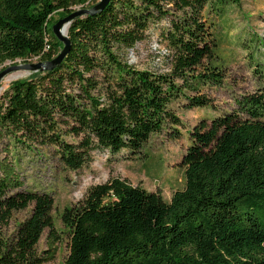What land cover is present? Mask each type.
I'll return each mask as SVG.
<instances>
[{
	"label": "trees",
	"instance_id": "1",
	"mask_svg": "<svg viewBox=\"0 0 264 264\" xmlns=\"http://www.w3.org/2000/svg\"><path fill=\"white\" fill-rule=\"evenodd\" d=\"M95 3L0 0V70L51 60L62 48L51 33L52 16ZM240 5L110 0L99 14L70 23V50L57 68L9 84L0 96V264H43L35 248L43 231L54 229L52 196L24 189L26 157L49 150L77 171L96 150L133 154L164 129L176 138L174 102L184 110L213 104L209 90L224 79L218 43ZM152 27L166 50L161 71L125 60ZM240 45L264 80V38L250 35ZM189 140L181 157L184 187L168 202L112 178L66 208L69 242L61 264H264V93L198 121ZM30 205L29 217L12 228L13 213Z\"/></svg>",
	"mask_w": 264,
	"mask_h": 264
},
{
	"label": "rangeland",
	"instance_id": "2",
	"mask_svg": "<svg viewBox=\"0 0 264 264\" xmlns=\"http://www.w3.org/2000/svg\"><path fill=\"white\" fill-rule=\"evenodd\" d=\"M58 19L59 14H54L51 22ZM229 19L231 22L224 30V40L218 43L223 83L209 90L213 99L211 107L184 110L177 102L172 104L181 120V125L177 127L180 134L176 138H170L171 130L164 129L160 134L151 136L142 149L133 154L128 150L116 154L96 150L92 152L91 161L77 171L66 169L49 150H44L42 156H27L22 162L24 189L45 192L53 198L50 216L54 229L51 232L45 229L35 248L38 256L44 259L43 264H61L65 259L69 231L63 225L62 213L66 208L79 206L92 187L118 178L132 187L157 192L168 202L173 192L184 187L181 157L190 144L189 133L197 122L228 114L245 96L264 93V80L256 78L247 58L248 51L240 45L250 35L264 38V0H241L240 7L229 15ZM158 31L159 27L150 28L143 41L126 51L125 60L138 69H166V50L158 42ZM29 62L38 61L33 58ZM29 75L23 71L7 75L0 83V96L11 82ZM31 210L32 205L13 213L11 227L28 218Z\"/></svg>",
	"mask_w": 264,
	"mask_h": 264
},
{
	"label": "water",
	"instance_id": "3",
	"mask_svg": "<svg viewBox=\"0 0 264 264\" xmlns=\"http://www.w3.org/2000/svg\"><path fill=\"white\" fill-rule=\"evenodd\" d=\"M110 0H99L91 7H77L71 10L66 16L59 18L52 26L51 33L54 38L62 44L60 51L48 61H38L36 63L26 62V63H9L3 69L0 70V83L9 74L17 71H23L28 74L35 72H46L52 71L57 68L64 58L67 56L70 50V40L68 39L66 30L70 23L75 19L83 18L86 16H94L102 12L106 6L109 4Z\"/></svg>",
	"mask_w": 264,
	"mask_h": 264
},
{
	"label": "built area",
	"instance_id": "4",
	"mask_svg": "<svg viewBox=\"0 0 264 264\" xmlns=\"http://www.w3.org/2000/svg\"><path fill=\"white\" fill-rule=\"evenodd\" d=\"M47 50H48V46H45L43 52H47Z\"/></svg>",
	"mask_w": 264,
	"mask_h": 264
},
{
	"label": "bare ground",
	"instance_id": "5",
	"mask_svg": "<svg viewBox=\"0 0 264 264\" xmlns=\"http://www.w3.org/2000/svg\"><path fill=\"white\" fill-rule=\"evenodd\" d=\"M63 32H64V33L66 32V27L64 28Z\"/></svg>",
	"mask_w": 264,
	"mask_h": 264
}]
</instances>
